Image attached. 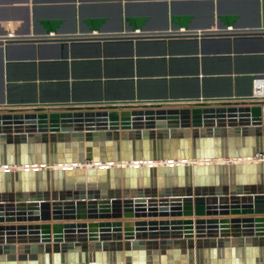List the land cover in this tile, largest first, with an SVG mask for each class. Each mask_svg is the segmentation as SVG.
<instances>
[{"label": "water", "instance_id": "water-1", "mask_svg": "<svg viewBox=\"0 0 264 264\" xmlns=\"http://www.w3.org/2000/svg\"><path fill=\"white\" fill-rule=\"evenodd\" d=\"M250 1L251 21L212 9L199 28L0 22V264H264V0ZM36 43L82 47L77 92L67 72L40 76L61 97L11 82L8 50ZM167 48L189 69H167ZM47 220L70 221L31 222Z\"/></svg>", "mask_w": 264, "mask_h": 264}, {"label": "crops", "instance_id": "crops-1", "mask_svg": "<svg viewBox=\"0 0 264 264\" xmlns=\"http://www.w3.org/2000/svg\"><path fill=\"white\" fill-rule=\"evenodd\" d=\"M164 1L166 4H164ZM212 9L214 13L219 11L226 15H237V22L240 23L251 21L255 13L254 3L250 0H222V2L213 0V5L209 0H0V22L8 20L17 22L19 29L30 28L33 31L41 28V22L46 20H57L58 28L70 29L74 23L79 27L81 20L91 18H102V26L114 27L119 23L120 17L124 20L127 15L144 16L146 17L145 23L147 25L155 26L163 23L165 15H189L191 16L189 23L195 28H199L201 24H205L210 20ZM214 45L217 47L216 44ZM206 46L212 47V45L208 44ZM120 50L123 51L124 48H120ZM60 51L61 49L49 45L37 47V43L35 48L29 45H13L7 52L9 59L4 60L5 62H13L8 70L11 82L35 81L38 95L42 93L55 96L57 94L61 97L65 94V86L62 84L40 85V81H42L40 76L44 75L46 77L44 81L65 80L64 74L67 72L68 90L71 95L74 86L72 81L80 79L81 74L84 73L81 63L73 64L72 62L73 59H83L79 56L82 53V47L68 45L67 57H59ZM167 51L165 54L167 69L170 65L179 71L189 69V62L175 61L171 64L169 60L170 56H187L190 53L180 51L170 54L168 48ZM198 55V64L201 66V53L199 52ZM153 56L157 55H150L149 57ZM134 58H136L135 55ZM64 59H67V66L61 62ZM32 61H34V65L31 64ZM148 67L151 68L149 70H156L152 66ZM136 69V61H134V71ZM142 69L147 68L142 67ZM5 73L6 69L4 66ZM32 74H36L34 80H30ZM74 87L75 92H77L78 87ZM32 90L33 88L30 85H21L14 86L12 92L14 96L20 98L30 94ZM257 94H260L258 90ZM69 221L47 220L31 222L54 223Z\"/></svg>", "mask_w": 264, "mask_h": 264}, {"label": "bare ground", "instance_id": "bare-ground-1", "mask_svg": "<svg viewBox=\"0 0 264 264\" xmlns=\"http://www.w3.org/2000/svg\"><path fill=\"white\" fill-rule=\"evenodd\" d=\"M258 92L261 94V91L260 90H258Z\"/></svg>", "mask_w": 264, "mask_h": 264}]
</instances>
